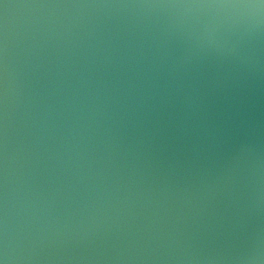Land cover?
I'll use <instances>...</instances> for the list:
<instances>
[{
	"label": "water",
	"instance_id": "1",
	"mask_svg": "<svg viewBox=\"0 0 264 264\" xmlns=\"http://www.w3.org/2000/svg\"><path fill=\"white\" fill-rule=\"evenodd\" d=\"M0 264H264V0H0Z\"/></svg>",
	"mask_w": 264,
	"mask_h": 264
}]
</instances>
